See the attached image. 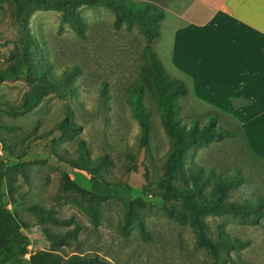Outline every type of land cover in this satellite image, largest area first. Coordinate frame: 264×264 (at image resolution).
<instances>
[{
    "label": "rangeland",
    "instance_id": "rangeland-1",
    "mask_svg": "<svg viewBox=\"0 0 264 264\" xmlns=\"http://www.w3.org/2000/svg\"><path fill=\"white\" fill-rule=\"evenodd\" d=\"M53 1L0 0L2 190L27 239L23 258L264 264V171L233 123L230 137L215 130V112L170 65L165 41L179 29H159L197 11L191 0H128L133 15L127 3ZM35 86L46 88L36 106L11 113ZM192 128L178 156L170 131ZM95 181L106 197L97 203ZM218 189L215 213L194 216L189 205H209Z\"/></svg>",
    "mask_w": 264,
    "mask_h": 264
},
{
    "label": "crops",
    "instance_id": "crops-1",
    "mask_svg": "<svg viewBox=\"0 0 264 264\" xmlns=\"http://www.w3.org/2000/svg\"><path fill=\"white\" fill-rule=\"evenodd\" d=\"M191 3L197 11L173 15L178 25L167 19L159 25L179 29L165 39L169 63L188 80L196 102L237 124L264 171V0Z\"/></svg>",
    "mask_w": 264,
    "mask_h": 264
},
{
    "label": "trees",
    "instance_id": "trees-1",
    "mask_svg": "<svg viewBox=\"0 0 264 264\" xmlns=\"http://www.w3.org/2000/svg\"><path fill=\"white\" fill-rule=\"evenodd\" d=\"M74 1H78L82 4L83 3L95 4L98 2H102V0H59V1L56 0L53 2H55L56 4H67V3L74 2ZM107 1L108 2L105 3L107 6H110L111 8H114L118 10L119 12L122 11V8L117 7L116 4L123 6L125 3H127L128 8H129V11L127 12V14L129 15H133L134 13H136V10L133 11V9L135 8L133 6L138 7V5H134L130 3V1L128 0H107ZM118 2H123V4H119ZM138 14H141V12H139ZM159 71L160 69L156 71L158 75L160 74ZM160 92L164 100V111H165L164 116L166 117V119L169 120L170 111H169V103L167 101V94L163 88H161ZM45 93H46V88H42L41 86H35L32 90L26 92L22 96L20 102L17 105L9 108L10 112L14 114H23V113L28 112L29 110H31L32 108L36 106L40 98L43 95H45ZM214 116L219 121L215 130H219V132L221 133L223 132V134H226L230 137L232 135L233 127L229 123H233L234 126H236L237 130L239 131L237 124L233 122L228 116L220 114V113H216V112ZM169 122L171 123V121ZM213 130L214 129L209 127L206 130V133L210 135L213 133ZM194 134H195V128H192L190 133H186V132L182 133L181 136H179L177 133H173L172 131H170V135L175 141V144L177 147L178 156H180L181 152L184 151L192 142H194L195 140ZM146 139H147V130H144L141 135L142 143L145 142ZM90 174L94 176V174H96V170L90 172ZM164 174H165L166 185L167 187H169L170 180L172 177L169 171L165 172ZM4 182H5V165L3 163V160L0 157V264H24V263H27V264H88L90 262L93 263V261H89L88 259H85L82 257H76L74 258V260L62 262L59 260V257L57 255H53L50 253H44V252L32 254L29 256L27 260H25L23 256L26 253L27 239L25 235L23 234V232L21 231L16 219L9 212V210L7 209V205L4 202V193L2 190ZM92 189H93L94 196H96L92 199H95V198L97 199L95 203H97L100 198L102 199L106 198L105 196H103L104 193L98 181H95L92 184ZM218 191L219 193H221L219 195V198L215 199L212 203H210L207 206L203 204H198V203L189 205L196 212L194 216L201 214V213H206V212H209L210 214L215 213L214 208H218L220 204H222L219 202V200L222 197V190L218 189ZM174 193H175L174 189H169L166 193V196L172 197ZM255 205L261 206V202H257ZM247 208L248 207L246 206V209ZM194 216H193V219L196 222H198L196 217Z\"/></svg>",
    "mask_w": 264,
    "mask_h": 264
}]
</instances>
